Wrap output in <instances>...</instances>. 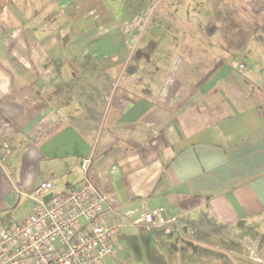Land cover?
Wrapping results in <instances>:
<instances>
[{"label":"crops","instance_id":"0c3cea01","mask_svg":"<svg viewBox=\"0 0 264 264\" xmlns=\"http://www.w3.org/2000/svg\"><path fill=\"white\" fill-rule=\"evenodd\" d=\"M235 6L257 13L240 36ZM87 157L129 262L200 264L186 231L264 226V0H0V214Z\"/></svg>","mask_w":264,"mask_h":264},{"label":"built area","instance_id":"2783aa9c","mask_svg":"<svg viewBox=\"0 0 264 264\" xmlns=\"http://www.w3.org/2000/svg\"><path fill=\"white\" fill-rule=\"evenodd\" d=\"M91 164V157L79 160L78 186L56 192L49 182L39 184L29 214L0 223V264H103L120 231L104 223L107 198L88 178ZM138 226L156 227L154 213L145 212Z\"/></svg>","mask_w":264,"mask_h":264},{"label":"rangeland","instance_id":"374dc122","mask_svg":"<svg viewBox=\"0 0 264 264\" xmlns=\"http://www.w3.org/2000/svg\"><path fill=\"white\" fill-rule=\"evenodd\" d=\"M232 9V8H231ZM253 8L246 12L240 6H235L227 16L231 22L226 24L224 30L234 33L235 36L249 31L251 21L257 20V13ZM220 25V24H219ZM222 26V24H221ZM234 39L233 42H241ZM237 59V56H236ZM42 179H37V182ZM44 180V179H43ZM30 191V190H29ZM21 198L17 207L11 212L0 214V220H22L29 214L31 192ZM1 229V228H0ZM249 231V232H248ZM247 232L224 231L213 225H198L196 230L184 233L186 238L194 240L195 256H199L200 264H264V226H255ZM247 233V234H246ZM103 264H135L125 258H119L114 252L103 260Z\"/></svg>","mask_w":264,"mask_h":264}]
</instances>
